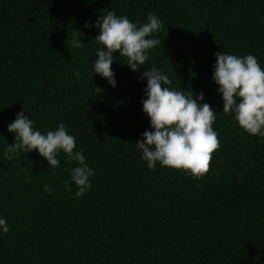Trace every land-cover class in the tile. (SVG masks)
I'll return each mask as SVG.
<instances>
[{"label": "trees", "instance_id": "1", "mask_svg": "<svg viewBox=\"0 0 264 264\" xmlns=\"http://www.w3.org/2000/svg\"><path fill=\"white\" fill-rule=\"evenodd\" d=\"M108 11L164 24L138 71L113 54L115 87L92 70L95 23ZM217 52L254 55L264 68V0H0V218L9 227L0 264H264V137L223 113ZM151 68L171 89L202 92L217 113L220 146L199 179L159 162L149 169L136 146L152 131L141 103ZM21 110L41 134L63 123L75 137L94 172L82 197L70 180L78 165L62 151L56 169L36 150L5 158Z\"/></svg>", "mask_w": 264, "mask_h": 264}, {"label": "clouds", "instance_id": "2", "mask_svg": "<svg viewBox=\"0 0 264 264\" xmlns=\"http://www.w3.org/2000/svg\"><path fill=\"white\" fill-rule=\"evenodd\" d=\"M85 27L89 25L85 24ZM95 27L99 29V35L94 40L101 47L96 52L92 70L115 87L111 70L113 54L119 53L120 57L126 58L124 65L133 72L138 71V67L148 60L149 50L161 43L159 39L148 37L162 29L164 24L154 13H149L147 22L139 25L126 16L118 17L114 11H108L96 21ZM81 35L73 38V47L84 46ZM214 55L216 63L212 80L222 95L223 113L234 114L236 123L249 135L264 137V68L251 54L239 57L217 52ZM74 75L80 77L81 73ZM141 78L147 80L146 99L141 103L152 131H145L136 146L142 151L147 167L154 169L159 162L162 167L183 171L194 179L201 178L209 171L212 154L220 146L218 133L212 127L217 113L209 104L199 102L204 99L202 92L193 98L191 90L184 92L168 87L172 81L156 68L144 71ZM95 89L98 93L102 91L99 87ZM7 131L15 140L11 145L7 144L6 159L36 150L47 165L56 169L60 165L57 157L62 151L68 163L78 165L70 170L71 183L78 189L75 196L82 197L90 189V177L94 172L85 162L83 149L74 151L75 137L68 134L63 123L54 131L41 134L34 130L33 122L21 110ZM31 178L29 173L25 183ZM70 189L71 184L65 181V190ZM43 191L52 194L55 189L45 184ZM0 230L5 234L9 231L3 218H0Z\"/></svg>", "mask_w": 264, "mask_h": 264}]
</instances>
